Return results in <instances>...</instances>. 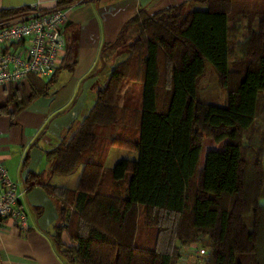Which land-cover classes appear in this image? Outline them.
Segmentation results:
<instances>
[{"label":"trees","instance_id":"1","mask_svg":"<svg viewBox=\"0 0 264 264\" xmlns=\"http://www.w3.org/2000/svg\"><path fill=\"white\" fill-rule=\"evenodd\" d=\"M253 3L256 10L243 13L236 0H193L152 16L141 10L104 48L138 28L128 60L112 71L77 131L46 156L56 175L83 166L75 191L49 192L60 206L54 240L70 264H178L184 246L206 250L203 264H264V4ZM236 9L249 31L242 43L241 29L228 26ZM66 52L71 70L73 50ZM206 65L225 93L223 106L198 97ZM55 74L47 82L30 76L32 96L45 95ZM130 76L141 86V106L118 109V89ZM97 127H116L108 148L137 160L105 169L92 151ZM204 139L224 148L208 151L199 170ZM139 207L155 218L153 248L134 244Z\"/></svg>","mask_w":264,"mask_h":264},{"label":"crops","instance_id":"2","mask_svg":"<svg viewBox=\"0 0 264 264\" xmlns=\"http://www.w3.org/2000/svg\"><path fill=\"white\" fill-rule=\"evenodd\" d=\"M191 1L0 0V12L27 9L15 17L4 18L0 15V26L26 21L32 16L35 4L44 11L62 9L67 15L65 51L47 93L32 96L27 80L18 85L0 87V165L6 168L10 179L24 192L20 206L28 223L26 232L20 231L13 221L4 223L0 229V264H70L54 240L60 206L56 197L49 192L51 188L75 191L83 166L70 175H56L52 173V160L46 156L71 139L93 108L98 91L105 85L102 79L107 59L104 48L116 41L124 25L141 10L152 16ZM194 7L196 11H205L202 5ZM237 11L234 10L228 26L241 29L236 40L242 43L248 38L249 31L246 20L238 21L235 18ZM255 28L253 26L252 30ZM132 31L136 33L135 28H131L126 35L133 36ZM69 48L73 50L76 61L71 70L64 67ZM205 74L198 82V97L204 103H213L214 98L205 99ZM49 79L38 80L47 82ZM214 80L218 86L217 77ZM138 95L139 108L141 86ZM20 108L23 109L18 111ZM108 128L107 131H111L114 137L117 128ZM114 149L118 148L109 149L104 167ZM131 152L129 157L115 156V164L120 160L136 161L137 154Z\"/></svg>","mask_w":264,"mask_h":264},{"label":"built area","instance_id":"3","mask_svg":"<svg viewBox=\"0 0 264 264\" xmlns=\"http://www.w3.org/2000/svg\"><path fill=\"white\" fill-rule=\"evenodd\" d=\"M66 23L64 10L44 11L35 4L32 16L26 21L0 26V87L18 85L30 76L40 80L51 78L65 51ZM23 195L6 168L0 165V229L6 221H13L20 231L28 230L27 217L20 206ZM65 235L66 232L61 234L62 241ZM206 255V250H198L199 258Z\"/></svg>","mask_w":264,"mask_h":264},{"label":"rangeland","instance_id":"4","mask_svg":"<svg viewBox=\"0 0 264 264\" xmlns=\"http://www.w3.org/2000/svg\"><path fill=\"white\" fill-rule=\"evenodd\" d=\"M238 5L236 4L235 7L238 9H240V11L246 9V11L248 9L252 10H256V8H252V3L255 0H236ZM257 4H259L260 6H262V4H264V0H256ZM255 4V3H253ZM258 9V8H257ZM257 19L254 20L253 26L257 27ZM131 28H135V31H132L133 36L128 37V35H126V33L131 29ZM128 31L125 32V34L123 35V40L118 41L115 45H113L110 48L105 49V56L107 57L106 59V71L104 72V76H103V82L105 83V85L107 84V81L109 79L111 74V71L114 70L116 67H118L120 64H122L123 62H125L126 60H128L129 57V45H131L137 38H138V28L133 26L131 27ZM127 36V37H126ZM137 65V61L135 60H131V68H130V73H133V70L136 69ZM163 65V64H162ZM161 65V66H162ZM111 70V71H110ZM110 72V74H109ZM130 78L132 79V76H130L129 78L125 79L122 84L120 85L119 89H118V98H117V102H116V106L118 107V109H124L129 108V109H133L136 110L138 109V94H139V83L134 82V80H130ZM205 79L207 80V82L203 83V85L207 86V90H205L206 94H205V99L208 97L214 98L213 101L218 104L219 106H223V100H224V92L221 91L218 86L217 83H215L216 76L215 73L211 70V68L208 66L207 70H206V74H205ZM105 85H102L101 89H103L105 87ZM209 86V88H208ZM204 97V96H203ZM137 100V101H136ZM161 102H159L160 104ZM162 105V104H160ZM109 128L105 127H97L95 129V135H96V140L92 145V151H94L95 154V158L100 157V160L102 162L105 161V158L108 157V153H109V142L110 140L113 138V133L110 131H107ZM102 130H106L104 131V133H101ZM116 132H118V130H116ZM117 134V133H116ZM115 134V135H116ZM224 148V142L221 143H215L209 139H204L203 141V145H202V152L199 158V162H198V169L200 170L203 165H204V158L205 155L208 151L211 150H215V151H222ZM100 152V153H99ZM114 153H112V155L109 157V159L107 160V163L105 164V169H111L113 168L114 164H115V156H119V157H129L130 151L129 150H125V149H114L113 151ZM132 153V152H131ZM105 172V171H104ZM104 185L108 186L110 184V180H109V174L106 173L104 176ZM127 181H128V176H126V181L125 182H121L120 186L125 187L127 185ZM72 207V205H71ZM148 218H146L145 215V211L143 210L142 207H139L138 210V217H137V230H136V235H135V239H134V244L136 246H145L148 248H153V244H154V237H155V233L157 231V226H155V218H153V215H149L147 216ZM63 244H65L66 246L70 245V240L69 237L67 235H65V237L63 238ZM179 253H180V260L178 262V264H203V259L199 258L198 256V250L195 247H191V246H184L181 249H179Z\"/></svg>","mask_w":264,"mask_h":264}]
</instances>
